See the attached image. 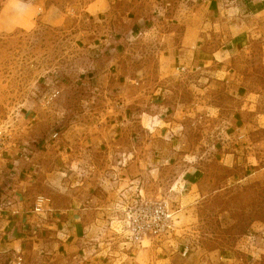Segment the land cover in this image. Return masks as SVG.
Masks as SVG:
<instances>
[{
    "label": "rangeland",
    "instance_id": "374dc122",
    "mask_svg": "<svg viewBox=\"0 0 264 264\" xmlns=\"http://www.w3.org/2000/svg\"><path fill=\"white\" fill-rule=\"evenodd\" d=\"M44 1L0 0V128L11 131L16 147L42 155L40 164L47 169H54L55 156L64 152L63 162L75 181L89 177L80 171L89 166L107 167L112 162L128 170L134 162L125 157L106 161L104 155L111 148L119 152V145L89 146L92 138H122L123 149L134 152L132 137L142 135L144 158L150 164L151 141L163 142L154 152L159 158L163 152L175 158H157V168L145 164V187L135 183L134 170L121 171V180H112L119 181L113 185L119 191L114 202L129 204L139 193L145 199L168 201L174 236L133 245L125 224L119 231L116 224L104 229L101 225L105 238L114 239L109 242L115 264H264V62L254 56L260 54L258 48L241 61L248 72L246 84L261 94L257 115L244 125L233 116L239 102L221 86L204 96L206 114L183 110V105L198 100L184 90L182 78L167 77L170 69L160 62L156 35L130 37L117 51L106 50L107 40L116 39L109 25L113 28L121 20L117 8L102 23H93L81 11L90 0H50L44 20L36 8ZM24 3L30 5V13L13 15ZM8 19L13 21L9 26ZM122 75L137 92L123 94ZM55 91L59 96L46 107L44 98ZM200 139L206 141L198 148ZM82 154L84 161L71 158ZM184 155L201 159L194 160L201 173L192 186L182 180L189 164ZM38 162L36 158L32 165L40 170ZM113 215L123 222L120 210Z\"/></svg>",
    "mask_w": 264,
    "mask_h": 264
},
{
    "label": "crops",
    "instance_id": "0c3cea01",
    "mask_svg": "<svg viewBox=\"0 0 264 264\" xmlns=\"http://www.w3.org/2000/svg\"><path fill=\"white\" fill-rule=\"evenodd\" d=\"M49 2L45 0L36 5L38 14L44 20L48 18L45 14L48 13ZM29 7L24 3L22 8L14 10L13 15L30 13ZM114 9L118 10L121 20L117 25L113 24V28L109 23L105 24L104 28L109 25L112 37L116 38L107 40L110 47L106 50L117 51V46L125 40L130 41V37L136 40L144 35H156L161 46L158 54L160 62L167 63L170 69L167 77L182 78L184 90L198 100L192 105H183V110L206 114L208 103L204 96L221 86L236 103L239 102V108L233 114L235 122H244L245 125L250 122L248 117L257 115V98L261 94L250 83L246 84L248 72L241 67V61L245 53H253L252 48L254 51L258 48L260 54L257 52L254 56H260L264 62V0H90L81 7V11L93 23H102L101 20L108 18L107 15ZM12 23L8 19L6 25ZM121 78L124 79L120 84L124 95L137 92L132 81L126 82L127 76L122 75ZM158 90L166 91L167 88L158 87ZM242 112H247L246 116ZM204 119L198 116L199 121L203 122ZM120 125L124 126L125 123ZM106 139L92 138L88 145L104 142L109 148L114 144L119 145V152L111 148L104 158L110 162L118 161L120 157L130 162L132 158L134 162L128 164V170L118 168L112 162L110 165L108 162L107 167L93 165L88 170H80L89 177L75 181L63 162L67 161L64 152L55 156L58 165L54 169L43 167L40 164L42 155L37 153L29 155V160L16 155L0 159V204H4V211L0 214V236L3 240L0 264H12L15 250L21 251L23 264H115L116 260L111 257L113 244L109 242L114 239L108 240L105 233L100 232L101 225L104 229L107 225L112 228L116 224L119 231L122 224L120 216L113 215L119 212V205L114 202L119 191L113 187L119 181L112 180L114 177L121 180V171L131 174L134 170L135 183L139 182L140 186L145 187L143 179L149 169L145 164L157 168V158L170 162L169 159L175 157L163 152L159 158V152L154 150L156 145L163 142L158 139L152 140L150 148L147 147L151 152L148 153L151 164L146 163L144 158L147 156L143 154L142 135L132 137L134 152L123 149L125 142L122 138L119 141L114 137ZM205 141L200 139L198 148H201V144L205 145ZM82 156L71 155V158L77 163L78 160L84 161ZM184 156L189 158V164L182 180L185 185L192 186L201 173L200 166L195 165L194 160L201 159L194 155ZM36 158L40 170L32 165ZM87 164L91 165L89 162ZM109 185L112 187L109 188ZM39 196L49 200L50 213H33ZM114 206H117L116 209Z\"/></svg>",
    "mask_w": 264,
    "mask_h": 264
},
{
    "label": "built area",
    "instance_id": "2783aa9c",
    "mask_svg": "<svg viewBox=\"0 0 264 264\" xmlns=\"http://www.w3.org/2000/svg\"><path fill=\"white\" fill-rule=\"evenodd\" d=\"M59 91L44 98V105L50 106L59 96ZM57 135L53 138L55 139ZM11 131L0 128V159L16 155L29 160L30 153L26 148H19L13 142ZM183 191V190H182ZM120 212L123 213L125 224V235L133 245L143 246L144 242L150 244L154 241L170 240L175 233L173 213L169 203L163 199H145L141 193L129 204H120ZM4 211V204H0V214ZM49 200L39 196L36 198L33 213L44 215L50 213ZM3 240L0 236V250ZM189 249L184 250L183 256H187ZM15 260L12 264H23L24 258L21 251L15 250Z\"/></svg>",
    "mask_w": 264,
    "mask_h": 264
}]
</instances>
